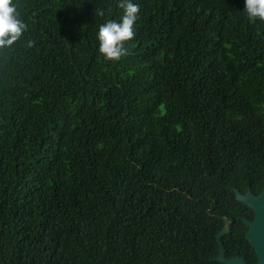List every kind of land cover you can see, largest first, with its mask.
Returning a JSON list of instances; mask_svg holds the SVG:
<instances>
[{
	"label": "trees",
	"instance_id": "trees-1",
	"mask_svg": "<svg viewBox=\"0 0 264 264\" xmlns=\"http://www.w3.org/2000/svg\"><path fill=\"white\" fill-rule=\"evenodd\" d=\"M118 0H13L0 47V264H256L264 22L243 0H132L119 61L96 31ZM243 227V228H242Z\"/></svg>",
	"mask_w": 264,
	"mask_h": 264
},
{
	"label": "clouds",
	"instance_id": "clouds-1",
	"mask_svg": "<svg viewBox=\"0 0 264 264\" xmlns=\"http://www.w3.org/2000/svg\"><path fill=\"white\" fill-rule=\"evenodd\" d=\"M242 12L251 21L264 22V0H243ZM122 9L119 20L106 19L98 26L95 37L97 52L107 61L117 62L126 55L125 43L133 39L134 25L138 19L139 6L132 0H118ZM25 25L18 18L13 0H0V47L16 42Z\"/></svg>",
	"mask_w": 264,
	"mask_h": 264
},
{
	"label": "water",
	"instance_id": "water-1",
	"mask_svg": "<svg viewBox=\"0 0 264 264\" xmlns=\"http://www.w3.org/2000/svg\"><path fill=\"white\" fill-rule=\"evenodd\" d=\"M234 196L236 202L249 208L254 214L252 221L245 222L247 227L245 239L255 253L256 264H264V167L263 184L258 195L252 194L250 190H247L245 194H241L235 189ZM228 225L229 223L225 222V229L216 236L219 250L214 261L220 264H246L243 257L236 256L231 259L225 258V250L219 240L221 236L228 234Z\"/></svg>",
	"mask_w": 264,
	"mask_h": 264
},
{
	"label": "flooded vegetation",
	"instance_id": "flooded-vegetation-1",
	"mask_svg": "<svg viewBox=\"0 0 264 264\" xmlns=\"http://www.w3.org/2000/svg\"><path fill=\"white\" fill-rule=\"evenodd\" d=\"M234 190H235V189H234ZM257 195H258V194H257ZM253 217H254V214H253ZM253 217H252L251 220L242 219L244 225H245V222H246V221H252V220H253ZM222 221H223V227H222L221 232L225 229V222H228V223H229V225H228L229 232H228V233H230V227H231V224L233 223L232 219L222 218ZM245 226H246V225H245ZM242 228H243V227H242ZM246 232H247V231H246ZM245 234H246V233H245ZM235 257H236V256H235Z\"/></svg>",
	"mask_w": 264,
	"mask_h": 264
}]
</instances>
